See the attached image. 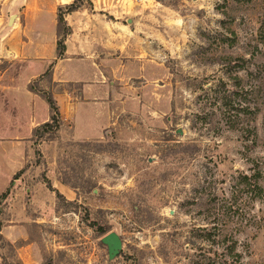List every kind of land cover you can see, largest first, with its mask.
I'll use <instances>...</instances> for the list:
<instances>
[{
    "label": "rangeland",
    "instance_id": "obj_1",
    "mask_svg": "<svg viewBox=\"0 0 264 264\" xmlns=\"http://www.w3.org/2000/svg\"><path fill=\"white\" fill-rule=\"evenodd\" d=\"M72 1L0 0V46L21 44L12 15L56 24ZM89 1L66 21L85 54L63 64L0 60V145L21 141L25 156L0 202V264L207 263L225 236L243 264H264V0ZM28 85L58 107L49 140L31 138L50 112ZM232 91L248 109L238 118L214 101ZM254 170L263 196L243 193L210 248L197 231L212 225L208 192L220 203ZM7 181L3 168L0 189ZM109 233L122 241L114 259L101 241Z\"/></svg>",
    "mask_w": 264,
    "mask_h": 264
},
{
    "label": "trees",
    "instance_id": "obj_2",
    "mask_svg": "<svg viewBox=\"0 0 264 264\" xmlns=\"http://www.w3.org/2000/svg\"><path fill=\"white\" fill-rule=\"evenodd\" d=\"M90 4L89 0H73L72 3L67 4L63 7V11L61 8L57 9V17H56V58L62 59L65 53V40L71 34V28L67 25L65 21V16L71 14L73 12L78 11L85 4ZM259 43L264 44V28L260 29L258 33ZM52 65H50L45 73L46 76H49ZM29 92L34 94H39L40 97L45 101L48 106L50 116L49 120L31 131V138L34 142L42 140L43 138H47L48 140L54 137V135L58 132L61 125V116L56 105L55 100L53 99L50 93L46 92H37L35 88L31 85L27 86ZM235 91L232 93H223L219 98L214 97V101L219 104L220 108L224 109L227 114H232L235 118L238 116H243L244 112L247 111L246 105L241 103H234L232 97L236 95ZM231 116V115H230ZM228 116L226 120H230ZM230 122V121H229ZM24 168H22L19 172L13 175L9 186L0 194V202L5 200L9 193L10 187L13 181L17 180L19 176L23 173ZM263 173L260 170H254L251 175L242 174L236 177L233 181L232 191L229 193L230 196L228 198L221 199V202L217 199L218 196L214 192V194L210 190L207 195L208 205L211 210L214 211L212 215L211 226L199 228L197 231L200 233L198 236L202 238L204 242H210L212 245L216 244V240L219 237H222L223 230L220 228L222 225L226 226V221H223L222 224L220 222L221 219L225 217H230L234 215H238L240 212L241 206V196L243 193L251 194L250 200L260 199L263 195V187L261 186V180L263 179ZM47 183V181H45ZM65 185V184H64ZM67 186V185H66ZM57 195L61 197V195L57 192ZM221 217V218H220ZM220 218V219H219ZM95 227L97 233L99 235H104L107 233V227L105 225H101L99 223H92ZM1 228V226H0ZM223 228V227H222ZM227 238L226 243L221 242V251L219 249H215L212 253V257L207 259V263H204L205 260L197 261L195 264H243L241 262V255L236 253V242L231 237H223ZM203 247H200L199 250H203Z\"/></svg>",
    "mask_w": 264,
    "mask_h": 264
},
{
    "label": "crops",
    "instance_id": "obj_3",
    "mask_svg": "<svg viewBox=\"0 0 264 264\" xmlns=\"http://www.w3.org/2000/svg\"><path fill=\"white\" fill-rule=\"evenodd\" d=\"M77 12H73L65 16V21L68 18H72ZM15 19L12 23V28L16 39L21 41V44L17 47V49L10 50L3 45L0 46V60H12L15 58L23 59L24 61H29L32 64H44L45 61H57L56 63H66L74 56H80L85 54L87 50L83 49L82 45L78 43H74L73 36L76 33V28H72V33L65 40V53L62 59L57 60L56 58V24L51 23L50 21H46L43 17H28L26 16V21L22 24L20 18ZM52 37L54 39V44L50 46V48L45 51L46 47L43 44V40L46 36ZM23 37L28 39L29 42H22ZM31 44V45H30ZM110 50V49H109ZM17 56V57H16ZM55 63V64H56ZM49 119H44L40 121H36L34 125L39 126ZM34 127V128H36ZM33 128V129H34ZM32 129V130H33ZM21 141H17L16 143H7L3 142L0 145V152L5 155L4 159H0V171L5 168L7 172L8 181L4 186L0 189V194L9 186L11 178L17 172H19L24 166L25 156L22 155V151L24 148H21ZM2 150V151H1ZM7 150V151H5ZM12 154V156H10ZM13 184V183H12ZM57 190H61V187H65V185L60 182H56L54 184ZM74 195V193H73ZM21 237H19L20 239ZM18 240L17 238H13V242Z\"/></svg>",
    "mask_w": 264,
    "mask_h": 264
},
{
    "label": "water",
    "instance_id": "obj_4",
    "mask_svg": "<svg viewBox=\"0 0 264 264\" xmlns=\"http://www.w3.org/2000/svg\"><path fill=\"white\" fill-rule=\"evenodd\" d=\"M15 15H12L8 20V25H12ZM102 243L106 245L109 259H114L119 255L122 249V241L115 233H109L102 238Z\"/></svg>",
    "mask_w": 264,
    "mask_h": 264
}]
</instances>
